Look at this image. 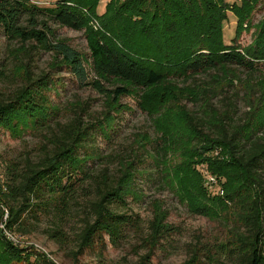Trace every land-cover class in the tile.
<instances>
[{"label":"trees","instance_id":"16d2710c","mask_svg":"<svg viewBox=\"0 0 264 264\" xmlns=\"http://www.w3.org/2000/svg\"><path fill=\"white\" fill-rule=\"evenodd\" d=\"M98 1L0 0V37L10 44L20 43L29 59L32 51L50 54L49 72H65L107 100L102 118L91 127H83L81 106L68 123L55 121L59 108L48 95L61 86V79L49 72L34 77L31 60L24 61L22 86L0 101V133L19 137L31 129L47 130L48 136L36 160L12 162L0 177V225L23 238L24 215L40 212L53 225L50 239L61 243L71 204L80 191L87 208L76 234V254L81 255L96 239L107 236L115 245L132 233L147 250L138 264H148L152 251L175 232L166 222L169 214L160 201L150 202L151 218L145 225L137 214L129 213L126 197L143 198L132 189L140 174L148 186L172 188L179 204H189L192 214L211 221L220 219L225 198L239 199L237 216L224 217L231 222L228 232L220 239L195 243L184 264H264V114L257 111L247 120L237 119V95L228 89L213 92L197 86L199 96L189 93L185 100L197 110H188L181 102L177 107L182 147L163 136H147L148 169H135L138 156L115 178L86 168L92 157L99 156L88 153L86 143L97 132L109 139L116 115L127 110L121 98L134 95L138 109L151 114L154 107L145 98L153 90L174 89L178 83L230 68L255 73L264 63V0L230 5L225 0H109L101 14ZM261 3L262 18L252 24L253 12ZM228 13L236 25L234 37L226 43L223 28ZM93 20L99 21L101 30L92 29ZM53 26L87 31L88 54L56 38ZM245 30L253 32L251 44L244 47L238 39ZM5 49L11 56L13 51ZM6 67L0 59V81ZM214 98H220L218 105L211 103ZM157 127L160 122L155 120ZM187 167L196 180L193 184L183 177ZM204 172L216 178L222 196L204 187ZM0 240L6 242L0 264H54L31 247L24 249L26 253L19 251L2 233ZM31 257L33 263L28 260Z\"/></svg>","mask_w":264,"mask_h":264},{"label":"rangeland","instance_id":"374dc122","mask_svg":"<svg viewBox=\"0 0 264 264\" xmlns=\"http://www.w3.org/2000/svg\"><path fill=\"white\" fill-rule=\"evenodd\" d=\"M108 1H98V14L102 13ZM225 1L229 5L233 2H239V0ZM262 8L261 3L253 12L252 24H257L262 18ZM227 15L228 20L224 23L223 29L225 41L229 43L228 41L234 37L236 19L229 13ZM91 27L94 31L101 30L99 21L93 20ZM52 29L56 31V38L64 40L78 52L88 54L87 31H73L56 26H53ZM252 32L253 30L250 32L243 31L238 43L244 47L249 46L252 40ZM8 48L13 51L11 56L7 54ZM4 49L7 53L3 52ZM25 49L18 42L10 44L0 37V59L4 65L8 66L3 71L4 78L0 81V101L10 98L22 86L23 75L21 73L24 61L28 63L31 60L29 62L30 69L34 77L49 72V65L52 61L50 54L32 51L29 59L24 57ZM56 72L49 73L53 74L55 78L61 79V86L48 95L52 104L59 108L55 121L62 124L68 123L73 117L72 113L79 112L77 107L81 106L84 109V113H82L83 127H91L96 124V119L100 120L107 109L106 98L94 92L90 87L77 84L69 74ZM197 86L208 87L213 92L228 89L230 94H236L238 99L236 118L241 119V121L249 119L257 111L262 115L264 114V63L259 66L255 73L230 68L223 73L201 75L194 81L184 84L178 83L174 89L153 90L147 93L145 98L147 102H151L150 107H154L150 112L151 114L142 113L138 109L134 95L121 98L120 103L122 106H126L127 110L116 115L119 118H117L115 130L110 134L109 139L106 140L97 132L94 139L86 143L88 153L96 154L97 152L99 155L92 157V161L86 163V168L95 174L105 171L110 178H115L118 175L121 176L129 161L138 156L140 162L134 165L135 169H148L149 163L147 161L151 160L145 158V152L148 149L145 144L149 139L147 136L152 139L156 136H163L168 139L169 143L173 142L178 149L182 147L180 140L184 139V134L182 133L181 115L177 113V107L181 102L188 110H197L196 106L185 100V97L192 94L199 96L200 87ZM161 97H163V103L160 100ZM219 99L214 98L211 103L218 105ZM155 120L160 122V127H157L158 131L154 128ZM47 136V130L39 132L28 129L24 130L19 137H12L1 132L0 177H4L3 173L6 172V166L12 162H19L28 157L31 160H36L42 147L46 145ZM169 151L171 154L172 149ZM87 152L85 151V154ZM229 171L227 170V172ZM183 177L187 183L196 182L191 174V168L187 169ZM132 189L141 194L143 198L135 197L132 194L126 197L129 213L137 214L145 225L151 218L150 202L153 200L160 201L163 209L169 214L166 222L174 227L175 233L170 235L171 237L166 243H162L152 251L151 260L148 264H184L189 258L188 251L191 246L197 242L214 241L222 238L228 232V227H231V222H226L224 217L230 215L235 218L241 211V205L237 203L239 199L233 197L232 199L225 198L221 208L222 215L218 221L196 216L190 212L191 206L189 204L177 202L175 195L171 192L172 188L168 190L167 188L159 189L156 186H148L140 174L135 176ZM86 201L87 199L79 191L71 204L72 213L68 216L70 219L64 226V238L61 243L50 239L49 235L53 225H51V220L40 212L24 215L25 235H22L24 239L20 237L21 240L23 243H31L42 249L41 251L31 247V251L41 253L54 264H138L141 261L140 258L146 255L147 250L141 248L138 235L132 233L127 234L115 245L110 242L107 236H104L102 239H96L94 244L84 250L81 255L76 254V234L82 228V219L87 208ZM118 211L126 212L124 209ZM0 233H3L2 227H0ZM2 243L6 242L0 240V255L4 256ZM25 247L24 244L15 246L19 251L26 253ZM28 260L30 263L35 261L34 257ZM13 261L20 263V261Z\"/></svg>","mask_w":264,"mask_h":264},{"label":"built area","instance_id":"2783aa9c","mask_svg":"<svg viewBox=\"0 0 264 264\" xmlns=\"http://www.w3.org/2000/svg\"><path fill=\"white\" fill-rule=\"evenodd\" d=\"M37 5H41V3H37ZM203 180H204V187L208 190V191H218L219 195H223V190L219 187L218 182L216 180V178L206 172H204L203 174ZM7 213L5 211V215H4V220H6L7 218ZM0 227H2L3 229V236L12 243L13 246H22L23 244L26 247H33V248H37L40 249L39 247L35 246L34 244L31 243H23V241L21 240V238L19 236H16L14 234H11L7 231L4 230V226L0 225ZM25 247V248H26ZM42 251V249H40Z\"/></svg>","mask_w":264,"mask_h":264}]
</instances>
